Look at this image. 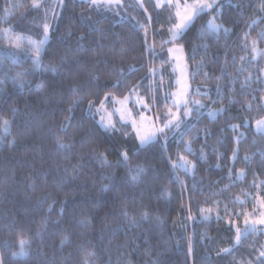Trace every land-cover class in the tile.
<instances>
[{"label": "trees", "instance_id": "trees-1", "mask_svg": "<svg viewBox=\"0 0 264 264\" xmlns=\"http://www.w3.org/2000/svg\"><path fill=\"white\" fill-rule=\"evenodd\" d=\"M144 1L147 12L131 8L128 14L135 16L128 20H125L126 1L123 8L112 7L119 15H107L99 20L101 23L96 26L105 32L101 36L82 20L92 9L88 2L64 0L62 10L58 14L55 10L48 19L49 41L41 56L42 64L45 68L61 67L60 58L66 57L79 59L82 67L76 69L73 65L75 71L71 73L61 67L65 76L58 80L59 94L54 95L51 72L36 70L32 60L23 54L10 55L14 49L3 38L5 30L11 28L15 37L37 40V27L34 28V15H31L33 0H0V255L6 264H84L89 252L95 253V264H153L154 261L159 264H259L264 260L260 256L264 251L263 232L258 230L246 238L242 236L240 244L234 242L235 227L243 229L245 216L256 215L258 202L264 203V135L256 134L253 129L257 120L264 119V38L261 37L264 0H222L217 23L222 22L231 29L229 34L221 31L218 38H199L198 30L204 23L201 20L177 42L183 45L186 55L190 97L206 105L198 117L194 112L187 118L194 129L185 137V142L191 141L195 155L185 152L179 140L169 136L166 149L157 145L150 150L141 149L133 156L139 142L130 128L128 135L98 130L94 143L80 144L89 129H98L99 118L88 114L87 102L73 108L71 113L67 111L73 106V100L79 98L70 91L74 84L81 88L86 99L91 98L97 105L109 91L123 100L132 87H138L139 95L164 120L170 105L169 99L167 105L164 103L166 94L175 92L170 65L162 64L168 58L167 52L159 47L161 40L168 39V33L155 3ZM137 21L147 25L148 42L155 41L157 45L156 57L147 51L144 32L135 28ZM80 36L85 40L79 41ZM97 41L103 48L97 46ZM78 43L88 51L77 52ZM205 43L207 49L202 47ZM193 46L198 53L195 60L190 59ZM95 61H99L95 72L100 80L89 86L88 70ZM201 61L203 70L198 72ZM133 67L138 71L130 72ZM149 67L158 70L156 80L148 79ZM121 70L126 74L127 87L122 83L119 88H105L119 78ZM17 72L27 74L24 79L28 84L22 89L13 82ZM161 75L163 82L159 91L150 92V87L156 89ZM42 83L47 85V101L37 91ZM105 104L112 105L109 101ZM220 108L227 111L212 120L208 112ZM13 109H17L15 115ZM5 119L11 122L7 133L3 126ZM115 121L119 127V121L116 118ZM66 123L70 124L68 132L61 135L65 143L74 142V147L67 154L58 153L55 138L48 130L59 131V126ZM231 125L238 127L233 130ZM205 128L209 130L207 135ZM239 131L242 138L236 142ZM13 139L16 140L14 148L10 147ZM202 147L205 159L200 160L197 157ZM92 148L106 151L112 161L117 158V149L127 148L133 166L150 165L156 169L154 179L153 173H149L147 184L129 187L118 182L117 193L127 197L128 210L137 219L142 211H148L159 215L162 223L149 219L135 228L127 225L120 215L119 200L113 206L112 196L116 193L104 195L105 206L98 203L99 190L108 183L103 176L115 172L122 177L126 170L105 169L91 159ZM178 151L196 165L195 178L178 171L177 175L185 182L184 188L174 178L168 160V156L174 160ZM246 156L250 159L245 160ZM81 157L88 166L82 167L75 179L65 175L63 169L71 170L81 163ZM241 171L245 175L243 179L238 177ZM40 174L45 178H37ZM29 176L37 178L35 191L28 187ZM48 193L52 198L40 205L38 201ZM200 208L211 209V219L202 221ZM218 213L222 219H216ZM189 214L193 219L188 218ZM85 217L91 221L88 228L80 224ZM65 236L68 241L61 248ZM19 239L29 242V256L13 260L12 252L19 250ZM230 246L231 254L217 255L219 249ZM89 264H92L91 258Z\"/></svg>", "mask_w": 264, "mask_h": 264}, {"label": "snow or ice", "instance_id": "snow-or-ice-1", "mask_svg": "<svg viewBox=\"0 0 264 264\" xmlns=\"http://www.w3.org/2000/svg\"><path fill=\"white\" fill-rule=\"evenodd\" d=\"M87 2L95 9H103V10H112V6L115 5L116 8L121 7V0H87ZM64 0H59V7H63ZM137 4L140 8H143V3L140 2V0H137ZM167 5L168 7L174 9V16L175 19L171 23V25L167 28L168 33V39L161 40L159 47L168 53V58L165 60H162L163 63H174L180 68V75L176 80V84L179 87L180 91L179 93H170L166 94L165 97V105H167L168 99H171L172 104L175 106L176 111H173L171 108H168L164 114V121L161 125H156L154 122L150 125V127L146 130L142 122L145 119L142 112H138L137 115L140 117L141 123H138L135 118H126L125 113L120 111V109H115L114 111L120 112L119 117V127L117 126V122L113 121L111 118V113H108L107 108L105 106V101H109L110 103L125 105L132 97H135L134 100H132L134 106H139L140 108L147 109L148 104L144 101V98L139 95L138 87H132L130 89L129 96H125L123 100H120L117 98L112 92H108L104 95L103 100H99V97H97V100H99V105H97V102L92 100L91 98H87L81 94V88L77 85H73L71 88V93L73 96L79 97L78 99L73 100V106L68 108L67 111L71 113L73 111V108H77L79 105L87 102V112L88 114L92 115L94 113H98L99 115V121H97L98 129L93 128L89 129L87 134L81 139L80 144L83 146L86 143H94L96 138V133L98 130H102L105 133H121L122 135H128L129 134V127L133 132H135V138L139 141V146L136 148V151L133 152V156L140 152L141 149L144 150H150L151 148L156 147L159 145L161 148L166 149L168 145V139L169 136L176 137L180 144L183 145L185 152L191 155H195L194 149L192 147L191 141L185 142V137L188 136L194 129V125L190 124L188 122L189 117L193 116V113L195 112L197 114V117L199 116L201 110L206 109V105L200 104L199 101L192 100L191 97L187 96V90L190 87L184 80L185 72H184V65L180 64V61L184 60V48L183 45L178 44L177 42L181 40L190 30L196 27L198 23H200L201 20L204 21L200 25V29L198 30V37L203 39L205 36H212V37H219V34L221 31L224 34H229L231 29L228 27H225L224 24L217 23V20L220 19V16L218 15L222 8L223 3L222 0H192L191 3H189V0H183V3L181 4V0H155V7L157 8H163ZM43 5L39 2V0H33L32 7L35 9L41 8ZM261 10L264 11V5H262ZM145 12H147V9H144ZM119 15V13H116ZM148 21H151V17L149 16ZM101 23V21H95L93 24L88 25V27L91 28L92 32L100 33L101 36H105L104 29L97 27ZM255 23V21H253ZM49 27L50 25L45 21L42 24V39L38 40H31L26 39L24 37H16L15 40H13L10 44L11 48L14 49L13 52L9 53L12 56H18V55H25L29 59L32 60L33 67L38 71H50L52 74V90L53 94H59V87H58V80H62L65 76V72L61 70V67L66 68L68 72H74L75 69L73 68V65L76 66V69H79L82 67V62L79 59H69L66 57L60 58V65L61 67H51L48 66L47 68L44 67L42 64L41 56L45 50V47L48 44L49 41ZM136 30L143 31L144 32V45L147 48V51L153 56L156 57L158 55L156 48L157 45L155 41L152 43L148 42V30L146 24H141L139 21L136 22L135 25ZM5 34L8 35L9 39L11 40L13 35V30L11 28L5 30ZM69 35L71 33L69 32ZM245 37H247V33L244 34ZM261 37L264 38V32L261 33ZM85 37L80 36L79 41H84ZM97 46L100 48H103V45L100 44L98 41L96 42ZM27 45L26 47L24 45ZM168 45H172L171 47H168ZM204 49L208 48V45L205 43L202 45ZM247 47V45H245ZM71 52L72 50L69 49ZM77 52L79 51H88L84 47L82 43H78V47L76 49ZM253 51H255V41L253 42ZM197 48L195 46L191 49V56L190 59L195 60L197 55ZM121 55H123V50L121 52ZM243 59V57H241ZM99 61H95L93 63V67L88 70L89 74V81L88 84L91 86L93 82H97L100 80V77L95 72V64ZM203 70V61H201L199 71ZM130 72L138 71L136 68H130ZM157 69L154 67H149V77L148 79L156 80V73ZM173 71H176V68H173ZM26 73L23 72H17L15 76L13 77V82L17 84L19 88H24L28 81L24 79L26 76ZM76 77L74 76L73 79ZM163 82V75L159 77V83L157 84V87L155 90H153L151 87L149 88V91H159L160 86ZM124 84L125 87H127L126 83V74L121 70L119 72V78L115 80V82L111 86L105 85V88H119L121 84ZM37 91L40 93L41 97H43L46 101L48 100L47 95V85L41 84ZM200 89H196V92L199 93ZM217 92H219V88L217 89ZM111 97V100H110ZM153 103L155 102V97H152ZM191 101V104L193 107L189 106V102ZM250 107V106H249ZM182 110V115H181ZM17 109H13V114L15 115ZM128 116L131 117V109H126ZM227 111L225 108H220L215 111L208 112V116L215 120L216 117ZM159 119V117H157ZM257 132L264 134V119L257 120ZM3 126L5 133L8 132V130L11 127V122L7 119L3 120ZM127 126V127H126ZM70 127V124H61L59 126V131H56L55 129L50 128L48 131L51 132L55 138V145H56V151L58 153H69L73 147V143H65L63 141V137L61 133L67 134L68 129ZM233 130H235L238 126L237 125H231ZM208 129L205 128V134L207 135ZM0 142H2V138H0ZM16 146V140L13 139L10 147ZM216 150L213 149V152ZM117 158L115 161H112L109 159V154L104 151H99L97 148L90 149V155L91 159L104 167L105 169H113V168H123L125 169V175L124 176H117L115 172H112L110 174H105L103 176V179L108 181V183L103 184L100 188L101 193V199L98 201V203L101 206L106 205V201L103 199L104 195L109 193H116L112 196L113 206L115 205V202L119 200L121 204L120 208V215L123 217L125 223L127 225H130L131 227L135 228L138 227L141 222H147L149 219L156 222L157 224L162 223L161 218L159 215H156L154 213L150 214L148 211H142L140 213L139 219L137 217L130 213L128 210L127 205V197H120L117 193V183L120 182L124 184L125 186L129 187H138L140 184H147L149 180V173H153V179L155 178L156 169L152 166L145 167L144 165H135L133 166L132 157L129 155V150L127 148L124 149H117ZM237 153L236 151L233 152V160L236 159ZM67 158V156H66ZM200 160L205 159V154L203 147L199 149V156L197 157ZM249 157H245V160H249ZM168 160L171 163L172 169L174 170L173 175L176 180L179 181L182 188L186 187L185 182L179 178L177 175V170L183 169V171L186 174H190L195 178V169L196 165L187 159V157L183 154H181L179 151L176 153V159L173 160L171 156H168ZM88 165H85L83 163V157H81V163L74 165L71 170L64 168L63 173L65 175H71L73 179L76 178L77 174L80 172L82 167H87ZM241 176H243V172L240 173ZM37 178L44 179V174H40ZM31 176L27 177L28 180L31 181V183L28 185V187L35 191L37 184L36 179ZM193 188H195V184H193ZM140 196L142 198L143 192L140 193ZM52 198V194L48 193L45 196L41 197L38 203L42 205L44 202H46L48 199ZM133 201L135 202V197H133ZM67 203V201H65ZM140 203H143L142 199L140 200ZM218 203V202H217ZM264 207V203L261 205ZM51 206L49 207V212H51ZM199 211L201 212V220L206 221L211 219V209H204L200 208ZM64 209H60V214L63 215ZM190 213V210H189ZM225 216L229 215L227 211V207L225 206L224 209ZM108 213L105 214V217H107ZM189 219H193L191 214H189ZM219 215V213L216 216V219H222ZM15 223V221H13ZM229 223H232L229 221ZM81 226L83 227H90L91 221L85 217L80 221ZM244 228L241 229L240 227H235V236H234V242L235 244L241 243V237H247L250 233H253L257 231L258 226H262L259 228L261 232H264V213L259 214L258 219H253L250 217L245 216L244 218ZM107 227V225H105ZM39 234V233H38ZM68 241V236H65L64 239L61 241V248L64 246V243ZM19 250L12 252V259H25L29 256L30 251V244L27 240L19 239L18 240ZM10 247V246H9ZM191 250L189 246V251ZM225 254H231L232 247H225L221 248L217 251V255L220 253ZM260 256L264 257V251L260 252ZM89 258L92 260V264H95V253L89 252L87 256L84 259V264H89ZM0 264H6L5 258L0 255ZM153 264H159L158 261H154ZM259 264H264V260H260Z\"/></svg>", "mask_w": 264, "mask_h": 264}, {"label": "rangeland", "instance_id": "rangeland-1", "mask_svg": "<svg viewBox=\"0 0 264 264\" xmlns=\"http://www.w3.org/2000/svg\"><path fill=\"white\" fill-rule=\"evenodd\" d=\"M78 1L87 2V0H78ZM125 1H126V6H125V9H126V18H125V20H128V17L131 18V17L135 16V15L128 14L129 9H131V8L133 9L135 7L134 8L135 10H139L140 9L141 11L145 12L144 11V9H145V6L144 5H146V1L140 0V2L143 3V8H140L138 6V4H137V0H121V5H122L121 8L124 7ZM152 1L155 3V0H152ZM39 2L43 6L41 8H39V9L33 8L34 12L31 14V15H34V18H33V26H34V28L37 27V32L35 34V37H37V40L43 38L42 37V31H43L42 30V24L45 21L49 24L48 19H49V17H51V15H54V11L55 10H56L57 14H58L59 11L62 10V7H59L58 6L59 0H39ZM191 2H192V0H189V3H191ZM182 3H183V0H181V4ZM112 7H115L116 8L115 5H113ZM156 11L160 14L161 19H162V24L167 29L171 25V23L174 21V19H175L174 9H172V8L168 7L167 5H165V7H163V8H157L156 7ZM117 12L118 11L95 9V8L92 7V9L85 16L82 17V20H83L84 23H87V24L91 25L95 21H98V20H101V19H104V18L108 17L107 15H117L116 14ZM16 37L13 34L12 35V38L10 40L7 34H4V36H3L5 42L8 45H10L11 42L16 39ZM26 39L35 40L33 38H30V37L29 38H26ZM171 46H169V47H171ZM167 57H168V53H167ZM184 57H185V59L182 60V61H180V64L184 65V72H185L184 80L186 81V83L188 85H190L189 70H188V66H187V60H186L185 52H184ZM169 65H170V68H171V71L170 72H171V74H173L174 80H175V92L174 93H179L180 89H179V87L176 84V80H177V78L180 75V68L176 64L171 63V62H169ZM173 68H176V71L175 72L173 71ZM187 96H189V97L191 96V85H190V87L187 90ZM134 99H135V97H132L125 105H120V104H115L114 105L112 103V105L110 107L107 104H105L108 113H111L112 114L111 115L112 120L115 121V118H116L119 121L120 112L114 111V108H115V109H120V111L124 112L126 118H129V119L130 118H135L138 123H141V121H140V117L137 115V113L138 112H142L143 113V116L145 117V119L142 122V125H143V127L146 130L150 127V125L153 122L156 125H161L163 123L164 120L161 119V117H159V119H157L158 115L156 114V112L154 114L153 110L149 106H148L147 109L140 108L138 105L137 106H134L133 105V102H132V100H134ZM169 101H170V105H169L168 108H171L173 111H176V108L172 104L171 99H169ZM196 101H199L200 104H203V102L200 101V100H196ZM189 106L190 107H193V105L191 104V101L189 102ZM126 109H131V117L128 116V113H127ZM94 114L96 116H98V118H99V115L100 114H98V113H94ZM181 115H182V110H181ZM253 129H254V131H255L256 134H261V133L257 132V125H256V123L254 124V128ZM240 133L241 132L239 131V135L235 138V141L236 142H238L242 138V137H240ZM262 135H264V134H262ZM175 159H176V157H174V160ZM179 170L183 171V169H179ZM179 170H177V174H178V171ZM244 176H245L244 174H243V176H241L240 173L238 175L239 179H243ZM261 205H262V202H258L257 211H256L258 213L256 215H255V213H251L247 217H250V218H253V219H258L259 218V214L260 213H264V207H262ZM260 227H262V226H258L257 231L259 230ZM263 234H264V232H263Z\"/></svg>", "mask_w": 264, "mask_h": 264}]
</instances>
